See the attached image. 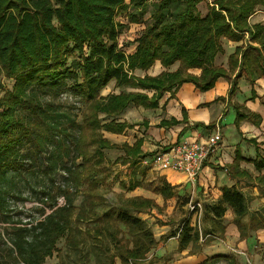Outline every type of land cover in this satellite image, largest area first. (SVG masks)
Returning a JSON list of instances; mask_svg holds the SVG:
<instances>
[{"label": "trees", "instance_id": "1", "mask_svg": "<svg viewBox=\"0 0 264 264\" xmlns=\"http://www.w3.org/2000/svg\"><path fill=\"white\" fill-rule=\"evenodd\" d=\"M149 1L128 0L125 4L124 0H0V75L13 81L11 90L0 97V244L6 248L0 249L5 253H1L0 264H7V259L11 264H42L52 256L57 241L69 233L76 210L73 202L81 186L97 185L92 177L99 173L96 165L103 163L102 150H121L124 163L136 164L141 156V140L132 146L109 143L101 130L121 133L126 124L114 120L102 123L99 114L113 118L130 103L156 108L163 93L173 95L183 83L206 91L219 77L231 81L235 72L232 85L242 76L250 85L255 79L264 78V25L248 23L256 7L264 8V0H214L206 5L203 16L196 11L201 0H159L149 12L151 23L134 40L135 51L125 54L118 47V38L126 25L115 18L130 9L127 23L140 24ZM244 36L248 41L228 56L227 68L215 67V55L223 53L220 39L240 42ZM156 61L164 69L174 64L177 68L155 77L133 75L136 69L147 71ZM190 69L200 70V75L189 74ZM111 81L117 87L154 93L151 97L140 92L101 96L100 91ZM70 87L79 102L86 105L87 113L80 123L69 121L68 129H61L54 123L57 116L44 115V98L57 97ZM244 118L236 116V120ZM71 130L74 135L69 133ZM30 141L31 147L25 153L28 157L40 158L51 149L53 169L58 161L67 159L63 171L68 184L53 196L45 187L37 192L31 189L32 193L24 196L6 184L8 173L19 171V148ZM253 162L256 169L264 167L261 161ZM261 180L259 176L255 179L257 183ZM139 184H129L127 189ZM165 187L163 184L155 191L164 199L172 197L173 193ZM9 200L21 207L35 203L36 218L23 221L18 218L19 212L11 217L6 206ZM127 203L136 211L151 208V202L141 198ZM93 205L91 193H87V214L92 213ZM223 205L231 209L240 238H245L250 230L264 228V208L252 214L247 224L242 222L248 203L235 188H221L219 203L210 208L216 218L223 217ZM112 218L126 226L131 236L129 240L112 237L121 249V263L144 259L154 245L146 224L113 209L95 221ZM197 240V231L185 220L179 231L178 249Z\"/></svg>", "mask_w": 264, "mask_h": 264}, {"label": "crops", "instance_id": "2", "mask_svg": "<svg viewBox=\"0 0 264 264\" xmlns=\"http://www.w3.org/2000/svg\"><path fill=\"white\" fill-rule=\"evenodd\" d=\"M248 23L264 25V8L256 7ZM247 41V36L240 42L221 38L223 53L215 55L213 65L226 69L228 56ZM121 42L122 39L118 40V47L125 54L135 51L136 44L124 47ZM176 68L177 64H174L164 69L156 61L147 71L136 69L133 75L155 77ZM188 73L198 77L200 70L190 69ZM231 81L219 77L206 91L197 89L192 83H183L173 95L163 93L156 108L130 103L113 118L99 115L102 123L114 120L126 124L121 133L101 130L102 137L109 143L132 146L136 140H141V156L134 166L122 161L124 154L121 150L106 149L111 152V158L117 157L124 166H130L123 170L126 177L118 182L125 192L126 204L137 198L151 202L148 211H136L129 205L131 215L141 219L150 230L154 245L144 259L128 261L127 264H260L255 247L257 244L264 246V228L250 230L245 238H240L229 207L223 205L225 211L220 219L210 210L219 203L224 187L235 188L247 199L248 212L242 219L244 224L252 214L264 208V167L256 169L253 164L255 160L264 163V78L255 79L253 85L244 76L233 85ZM108 85L104 90L106 94L100 93L101 96L140 92L151 97L154 93L153 90L117 87L113 81ZM237 115L246 119L236 120ZM217 129L221 142L203 162L194 181L188 180L183 173L158 170L150 164V158L156 152L183 142H204ZM258 176L262 177L259 183L255 181ZM133 183L140 184L132 190L127 189ZM163 184L173 193L172 197L164 199L155 191ZM197 201L202 204L199 230L194 214L188 210V203ZM185 220L197 231L198 240L179 250L178 236ZM115 263L122 264L119 258Z\"/></svg>", "mask_w": 264, "mask_h": 264}, {"label": "rangeland", "instance_id": "3", "mask_svg": "<svg viewBox=\"0 0 264 264\" xmlns=\"http://www.w3.org/2000/svg\"><path fill=\"white\" fill-rule=\"evenodd\" d=\"M158 1L151 0L148 2L147 14L140 18V24L129 25L127 23V14L131 11L130 9L126 13L120 12L116 16V22L126 25V28L123 29L120 35L121 37L118 38L119 42L122 39L121 44L124 47H128V44L131 43L135 45L134 40L151 23L149 21V12L153 11L152 5L157 4ZM213 1L201 0V3L196 7L197 13L203 16L206 13V5ZM124 2L128 4V0H124ZM12 84L13 81L11 79H6L0 75V97L5 91L11 90ZM108 88L112 90V86L108 85ZM104 90H106V87L100 91L103 96L106 94L104 92H107ZM44 99L46 101L43 108L44 115L52 114V116H57V120L54 123L61 129H68L69 121L80 123L82 116L87 113L86 105L79 102L71 87L69 89L66 88L57 97L47 96ZM73 131L71 130L69 133L74 135ZM68 140L70 141V139ZM24 143L25 145L19 148L20 157H16V159L19 158L17 161L20 166L19 171L8 173V181L6 182L8 188L22 193L24 196L32 193L31 189H35L36 191L34 192H37L41 187L51 190L52 196L57 194L59 188L68 184L63 171V164L66 166L67 159L64 158L62 161H58L53 169V161L50 158L52 154L51 149H48V153L44 151V155L40 156V158L34 159L33 156L28 157L25 154L28 146L31 147V141ZM93 149L94 146L90 147L89 152L92 153ZM102 153L104 155L103 163L96 165L99 173L92 177L96 179L97 185L95 187L92 185L88 186V184L81 186V191L73 202L76 210L71 219L69 233L57 241L55 245L56 251L53 252L51 257L45 258L42 264H116L115 259L119 258L118 254L121 249L112 237L131 239V236L127 232V227L115 218L95 221L96 217L109 209H113L116 212L132 213L124 198L125 192H123L124 190L118 184L121 178L126 177V173L123 170L130 166H124V163L119 158L116 159L117 157L111 158V152L106 151V149L102 150ZM87 193H91L92 204H94L91 214H87L85 208ZM100 198L102 202H100ZM59 201L61 202V199ZM6 206L9 210L8 214L13 218L18 214L17 212H19L18 218L23 221H31L37 216L34 209L35 203H26L21 207L18 202L9 200ZM2 226L0 221V230L3 228ZM1 248L6 249L4 245L0 244ZM255 248L260 264H264V250H262L264 246L257 244ZM1 253L3 252L0 251V257ZM3 254L5 255V253ZM5 261L7 264H11L8 259Z\"/></svg>", "mask_w": 264, "mask_h": 264}, {"label": "built area", "instance_id": "4", "mask_svg": "<svg viewBox=\"0 0 264 264\" xmlns=\"http://www.w3.org/2000/svg\"><path fill=\"white\" fill-rule=\"evenodd\" d=\"M220 142L221 134L219 129H217L204 142H183L174 144L166 150L156 152L150 158V164L158 170L183 173L188 180L194 181L201 170L203 162L218 148ZM188 210L194 214L199 230L202 204L198 201L189 202Z\"/></svg>", "mask_w": 264, "mask_h": 264}]
</instances>
